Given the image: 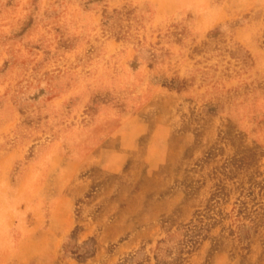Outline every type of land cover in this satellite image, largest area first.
<instances>
[{
  "label": "rangeland",
  "instance_id": "374dc122",
  "mask_svg": "<svg viewBox=\"0 0 264 264\" xmlns=\"http://www.w3.org/2000/svg\"><path fill=\"white\" fill-rule=\"evenodd\" d=\"M127 119L154 172L90 163L62 186ZM62 194L80 227L107 222L63 257L264 264V0H0V264Z\"/></svg>",
  "mask_w": 264,
  "mask_h": 264
},
{
  "label": "crops",
  "instance_id": "0c3cea01",
  "mask_svg": "<svg viewBox=\"0 0 264 264\" xmlns=\"http://www.w3.org/2000/svg\"><path fill=\"white\" fill-rule=\"evenodd\" d=\"M144 133V126L137 120L127 119L120 126L116 127L101 142L96 143L85 156L73 157L70 162L60 167L59 180L62 186L72 180L82 169L88 167L90 163L103 173H119L126 166L153 173L156 169V153L154 148L144 145L139 139ZM46 196H38V205L28 212L32 217V224L20 226L21 239L16 243L14 253L11 258H6V264H104L93 260L79 261L68 256L63 257L58 249H62L64 242L72 232H77L76 243L84 241L91 233H106L103 228L107 227V222L103 220L96 222L98 228L91 229L88 225H78L76 215H73L71 206L82 196H68L62 194L53 196V206L49 213L45 215L44 209L39 207L40 201H44ZM27 213V212H26ZM104 213L100 211L97 214ZM102 216V215H101ZM42 218L46 219L43 220ZM43 223V224H42ZM85 223V222H84ZM118 234L125 231L124 226H117ZM121 235V234H120ZM119 234L114 239L118 238ZM104 235L98 241L103 247L107 242Z\"/></svg>",
  "mask_w": 264,
  "mask_h": 264
}]
</instances>
